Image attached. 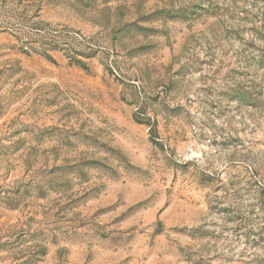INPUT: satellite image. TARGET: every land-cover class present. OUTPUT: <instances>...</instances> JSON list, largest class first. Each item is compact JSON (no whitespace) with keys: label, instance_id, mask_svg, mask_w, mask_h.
<instances>
[{"label":"rangeland","instance_id":"374dc122","mask_svg":"<svg viewBox=\"0 0 264 264\" xmlns=\"http://www.w3.org/2000/svg\"><path fill=\"white\" fill-rule=\"evenodd\" d=\"M0 264H264V0H0Z\"/></svg>","mask_w":264,"mask_h":264}]
</instances>
